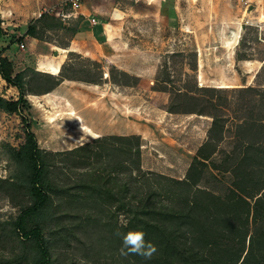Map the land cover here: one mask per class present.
I'll use <instances>...</instances> for the list:
<instances>
[{"label": "rangeland", "instance_id": "1", "mask_svg": "<svg viewBox=\"0 0 264 264\" xmlns=\"http://www.w3.org/2000/svg\"><path fill=\"white\" fill-rule=\"evenodd\" d=\"M248 1L168 0L157 8L128 0H86L84 11L90 19L96 18L97 25L92 26L85 18L63 21L53 15L69 27L79 22L81 32L73 40L62 32L52 33L50 43L26 37L4 52L17 71L27 66L37 69L43 58L55 59L61 67L66 64L64 75L100 82L101 90L74 81L51 96L28 97L31 107L24 114L39 148L62 153L55 157L54 167L60 181L73 183L88 170L71 167L72 158L63 153L112 135L141 136L142 168L184 179L198 149L208 140L216 115L224 126L223 139L208 164L210 171L204 182L211 191L226 193L235 178L233 168L240 165L248 144L253 142L256 150L264 152V0ZM57 3L0 0V19L3 17L6 23V28L0 26V52L10 39L22 37L39 13L53 9L56 14ZM96 38L108 39L114 50H105ZM65 42L70 43L74 56L57 50ZM95 47L113 58L106 62L95 59L91 54ZM95 62L103 66V75ZM110 66L126 71L137 82L116 74L118 83L114 84L107 73ZM48 67L40 63V68L51 75L60 73L59 67ZM195 84L217 90L208 95L184 90ZM161 87H167V91H161ZM9 90L0 79V95L16 100L18 92ZM177 98L198 102L202 117L171 114V107H179ZM24 143L25 125L20 116L0 110V177L6 178L15 170L9 147L18 149ZM254 149L250 151L255 154ZM261 157L264 153H258L260 164L243 165H249L250 170H256V177L264 179ZM18 211L0 195V220L17 216ZM64 258L84 264L78 251H68Z\"/></svg>", "mask_w": 264, "mask_h": 264}, {"label": "trees", "instance_id": "2", "mask_svg": "<svg viewBox=\"0 0 264 264\" xmlns=\"http://www.w3.org/2000/svg\"><path fill=\"white\" fill-rule=\"evenodd\" d=\"M59 32L73 40L81 28L79 22L69 27L44 13L0 52V79L7 89L18 92L16 100L0 95V110L20 116L25 125V143L18 149L9 147L15 170L0 177V195L19 209L17 216L0 220V264H75L64 258L68 251L81 253L84 264H264V179L249 169L250 164L261 163L258 153L264 152L250 142L240 165L233 168L235 178L226 193L211 191L204 179L224 128L216 115L208 140L198 149L184 179L145 171L141 136L112 135L63 153L72 158L71 167L88 170L73 183L60 181L54 167L55 157L62 153L39 148L24 114L31 107L28 97L50 94L65 80L100 82L64 75L66 64L58 76L33 66L17 71L4 56L26 37L50 43V34ZM96 39L106 50L107 40ZM58 47L67 50L70 43ZM74 55L70 51L68 57ZM93 64L103 75V66ZM107 73L114 84L116 74L137 82L114 66ZM184 90L208 95L217 89L195 84ZM177 104L171 114L203 115L196 101L177 98ZM215 134L220 138L214 139ZM253 148L255 154L250 151ZM95 163L100 165L94 167ZM129 231H144L146 241L156 246L150 259L121 253L123 235Z\"/></svg>", "mask_w": 264, "mask_h": 264}, {"label": "built area", "instance_id": "3", "mask_svg": "<svg viewBox=\"0 0 264 264\" xmlns=\"http://www.w3.org/2000/svg\"><path fill=\"white\" fill-rule=\"evenodd\" d=\"M85 1L86 0H58V3L55 8H57L58 12L54 14L53 9H45L43 12L39 13L38 18L42 16V14L46 13L49 15H54L58 18H61L63 21L70 20L72 18H85L90 21L92 26L97 25L96 18H91V15H87L84 11L85 9ZM130 2H134L136 4H142L147 7H157L161 8L168 0H128ZM240 3H244L245 0H237ZM249 1L247 0V3ZM1 25L3 28H6L5 20L2 17ZM25 45L22 44L21 48H24Z\"/></svg>", "mask_w": 264, "mask_h": 264}, {"label": "clouds", "instance_id": "4", "mask_svg": "<svg viewBox=\"0 0 264 264\" xmlns=\"http://www.w3.org/2000/svg\"><path fill=\"white\" fill-rule=\"evenodd\" d=\"M145 237L146 233L144 231H129L127 234H124L121 253L123 255H140L145 259H150L157 251V248L151 242L146 241Z\"/></svg>", "mask_w": 264, "mask_h": 264}, {"label": "crops", "instance_id": "5", "mask_svg": "<svg viewBox=\"0 0 264 264\" xmlns=\"http://www.w3.org/2000/svg\"><path fill=\"white\" fill-rule=\"evenodd\" d=\"M107 41H108V39H107ZM98 44H99V42H97ZM108 44V47H107V50H114L113 49V47H112V45H110V43L108 42L107 43ZM99 45H101V44H99ZM95 49L96 50H94V52H93V50H91V54H92V56H95V59H98L99 61L100 60H104V62H106V61H109V60H111L113 57H111L110 56V58L107 56L108 54H105V52L103 51V49L101 50L102 51V53H101V51H99V49H98V47H95ZM57 50L58 51H61V52H70V51H72V49H68V50H65V49H60V48H57ZM56 52V54H57V51H55ZM86 56H88V55H86ZM114 56V55H113ZM93 58V57H92ZM99 58H101V59H99ZM40 63H42L43 64V66H46V67H48L49 65V67L48 68H50L51 67V65H53V67H59V71H61V62L60 61H55V59H53V60H50V59H45V58H43L42 60H39V64H37V65H39L38 66V68H37V70L38 71H40V72H44V73H48V74H51V73H49V71H46V70H42L41 68H40ZM106 64V63H105ZM123 71V70H122ZM124 72H126V71H124ZM60 74V73H59ZM58 74V75H59ZM57 75V76H58ZM106 75V74H105ZM106 78H108V77H106ZM108 79H105V81H107ZM104 81V82H105ZM65 83H74V81H69V80H65L64 82H62L61 83V85L57 88V89H61L63 86H64V84ZM110 83V82H109ZM105 85H108V82H105L104 83ZM99 87L100 88V90L102 89V87H101V85H94V84H92V87ZM125 87V89H129V88H132L131 86H122V88H124ZM134 87V86H133ZM120 88V87H119ZM56 89V90H57ZM11 91H16L17 92V90H15V89H13V88H11L10 89ZM9 90V91H10ZM53 93V92H52ZM52 93H50V94H47V95H44V97H48V96H51L52 95ZM202 117V116H201ZM100 136V135H99Z\"/></svg>", "mask_w": 264, "mask_h": 264}]
</instances>
